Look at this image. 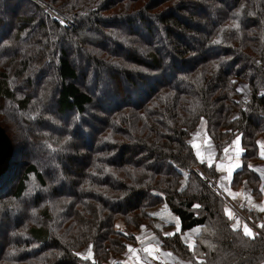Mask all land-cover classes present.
<instances>
[{"label": "trees", "instance_id": "obj_1", "mask_svg": "<svg viewBox=\"0 0 264 264\" xmlns=\"http://www.w3.org/2000/svg\"><path fill=\"white\" fill-rule=\"evenodd\" d=\"M45 3L72 23L52 20ZM32 5L25 17L5 24L0 18L6 25L0 124L14 147L0 175V264H105L144 226L191 264H264V227L254 235L234 227L223 196L199 169L216 173L198 160L188 138L202 120L219 151L241 133L242 174L255 180L246 160L257 156L264 132V0ZM194 20L209 22L207 31L199 35ZM122 21L135 25L123 31ZM186 36L198 40L190 44ZM66 43L84 53L95 91L75 82L79 72ZM94 67L108 69L114 102L102 99L104 81ZM34 79L39 88H32ZM54 90L51 111L45 105ZM24 132L44 149L43 161L24 160L27 146L16 139ZM45 159L53 166L45 167ZM161 205L177 216L176 224H156L153 211ZM12 212L19 218L9 227ZM177 224L171 235L165 232ZM194 231L190 247L185 238ZM88 244L92 260L78 253Z\"/></svg>", "mask_w": 264, "mask_h": 264}, {"label": "crops", "instance_id": "obj_2", "mask_svg": "<svg viewBox=\"0 0 264 264\" xmlns=\"http://www.w3.org/2000/svg\"><path fill=\"white\" fill-rule=\"evenodd\" d=\"M199 123L188 137L194 152L201 163L206 164L216 173L214 176L217 179L219 193L228 201H225V204L230 216L233 217L234 225L241 228L244 233L247 227L254 235L255 231L260 230L264 218V170L257 168L258 162L264 161V132L257 138V156L246 160L248 170L255 176V180L251 181L250 177L242 174L246 151L243 135L241 133L233 135L231 140L225 141L219 151L215 139L207 131L205 120ZM248 210L253 211V217L246 213ZM169 211L171 212L170 209ZM170 214L173 216V221H168L176 224L177 216L172 212ZM153 218L159 225L169 223L162 222L154 213ZM177 229H179L178 224L165 232L171 234ZM190 235L192 236L191 233ZM190 235L187 237L189 238ZM191 236L189 240L185 238L190 247L194 243ZM135 239L136 241L128 245L120 256H112L105 264H191V261L182 258L179 254L165 249L159 235L148 226L136 232ZM78 253L83 259L94 258L92 244L82 247Z\"/></svg>", "mask_w": 264, "mask_h": 264}, {"label": "rangeland", "instance_id": "obj_3", "mask_svg": "<svg viewBox=\"0 0 264 264\" xmlns=\"http://www.w3.org/2000/svg\"><path fill=\"white\" fill-rule=\"evenodd\" d=\"M45 8H44V11L51 17V19H55V14L56 13H61V14H64V11L58 9L57 7H53V6H50V4L48 3H45ZM32 0H31V4L27 3V1H23V0H0V18L1 20H3V23H8L10 20H12V17H14L15 15H24V17L26 16V14L28 12H31L33 9L32 7ZM46 9V10H45ZM194 11H201L199 10V8H195ZM208 12H211V10H207ZM65 15V14H64ZM67 17V15H66ZM52 19V20H53ZM71 21V20H70ZM72 23V21H71ZM2 25L0 26V29L1 31L0 32H3V28L6 30V25ZM135 23H132V22H126V21H122L119 23V27L121 29H123V31H126L127 29H129L131 26L134 27ZM192 28L193 29H196V31L199 33V35H201L202 33H205L209 27V22L207 21H199V20H194L191 24ZM148 27V25H147ZM138 30L142 29L141 27H138L137 28ZM191 35V34H190ZM189 36V35H188ZM186 36L187 38L186 41L190 44H192L191 41H193L195 43L196 39L195 36H190L188 37ZM89 37L91 38H94V35L93 34H89ZM107 45H111L110 41H106ZM65 48L70 50V56L69 58L71 59V61L73 62V64L77 67L78 71V77L75 79V82L79 85H84L85 88H87V90L89 91H95L94 89V81L91 77L90 74H87V69H88V61H87V58L84 57V53H81V54H78L76 52V50L74 49V45H72L71 43H66L65 45ZM94 71L97 75V77L99 78L100 81H104V84L101 85V87H99V90H104L105 91V95H103V98L102 99H105V103L106 104H110L112 102H114V98H112L111 96V90L108 89V88H116V85L115 83H112V81L109 79L108 77V69L107 68H103V67H94ZM166 76V75H165ZM139 79V78H138ZM34 82V85L32 88H39V85H38V82L36 79L33 80ZM140 81V80H139ZM149 81H147L146 83H149ZM100 84V83H99ZM144 84V83H143ZM150 84V83H149ZM144 85H147V84H144ZM242 93V92H241ZM55 90L52 91L50 93V96H49V100H47L46 102V107L47 109L51 110V111H56L57 109V103H56V98H55ZM242 98V96H241ZM244 99V98H242ZM62 118L64 117V119H66L68 116L67 115H62L61 116ZM85 117H88V114L85 115ZM68 119V118H67ZM90 123L91 124H95L96 122H94L93 119L90 120ZM50 124L53 125V127H57L58 125H55L53 121H50ZM18 139L17 142L18 143H25L26 146H27V154L25 155L24 157V160H26V157L27 158H35V159H40L41 161H43V159L41 157H45V153H44V149L42 148L41 145H37V144H33V143H30V137L27 135L26 132H24V135L22 136L21 134L20 135H17L16 136ZM84 139L83 136H81V140ZM47 157V156H46ZM49 159V158H48ZM79 163H80V160H79ZM43 164L45 165V167H52L53 164L51 165L50 162H48L46 159L45 161L43 162ZM68 166H69V163H68ZM67 188H69L70 186L69 185H66ZM224 201L227 202V200L224 199ZM153 213L155 215H158L159 216V220H161L162 222H166V221H173V216L170 214L171 212L169 211V209H167L165 206H161L157 209H155L153 211ZM18 214L12 212L11 213V218H10V221H8V226L11 227L13 225V223L15 222V219L16 218H19V216H17ZM168 221V222H169ZM259 231V230H257ZM198 231H194L192 232V239L193 240V236L197 233ZM190 236L188 238V240L190 239Z\"/></svg>", "mask_w": 264, "mask_h": 264}, {"label": "water", "instance_id": "obj_4", "mask_svg": "<svg viewBox=\"0 0 264 264\" xmlns=\"http://www.w3.org/2000/svg\"><path fill=\"white\" fill-rule=\"evenodd\" d=\"M13 148V142L9 134L0 124V175L5 172L10 164Z\"/></svg>", "mask_w": 264, "mask_h": 264}, {"label": "built area", "instance_id": "obj_5", "mask_svg": "<svg viewBox=\"0 0 264 264\" xmlns=\"http://www.w3.org/2000/svg\"><path fill=\"white\" fill-rule=\"evenodd\" d=\"M54 16H55V19H57V21H58L59 23H62V22H63V24H67V25H69V24L71 23V21H70V19L68 18V16L66 17V15H64V14L56 13ZM61 21H62V22H61ZM242 94H243V97L246 98V94L243 93V92H242ZM257 168L264 170V161H262V162H258V164H257ZM199 173H200L201 177H203L204 180H205L209 185H211V186L213 187V189H214L217 193H219V189H218V186H217V179H216V177H215V176H212V175H207L206 173H204V172L201 171V170L199 171ZM219 194L221 195V193H219ZM223 198L226 200V198H225L224 196H223ZM227 202H228V201H227Z\"/></svg>", "mask_w": 264, "mask_h": 264}, {"label": "snow or ice", "instance_id": "obj_6", "mask_svg": "<svg viewBox=\"0 0 264 264\" xmlns=\"http://www.w3.org/2000/svg\"><path fill=\"white\" fill-rule=\"evenodd\" d=\"M61 22H62V21H61ZM62 23H63V22H62ZM234 227H237V225H234ZM261 227H264V225H261ZM245 234H246V235H252L251 230L247 229V227H245ZM169 235H171V234H169Z\"/></svg>", "mask_w": 264, "mask_h": 264}]
</instances>
